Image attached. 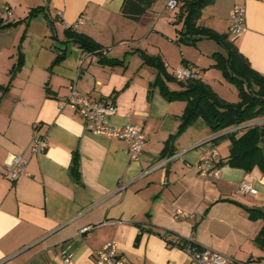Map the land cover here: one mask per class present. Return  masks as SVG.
<instances>
[{
	"label": "crops",
	"instance_id": "0c3cea01",
	"mask_svg": "<svg viewBox=\"0 0 264 264\" xmlns=\"http://www.w3.org/2000/svg\"><path fill=\"white\" fill-rule=\"evenodd\" d=\"M167 1L0 0L5 21L43 8L0 30V264H62L64 250L77 264H97L96 250L113 239L125 264H187L185 245L191 240L226 254L229 264L264 263L256 240L264 220L249 212L264 207L263 166L249 170L226 163L230 139L211 138L229 130L214 134L198 120L179 132L187 102L163 93L165 86L181 89L184 79L175 68L187 63L222 95L211 74L218 70L217 51H205L209 60L203 63L193 48L207 38L196 44L183 40L182 0L175 8ZM237 3L246 6L247 28L235 43L264 75V0H215L203 8L199 23L230 34ZM81 17L84 22L75 29L100 44L99 53L66 42L68 28ZM22 38L23 62L11 80ZM59 46L67 53L53 64ZM142 53L160 56L176 79L163 75L164 81H157L158 69ZM74 84L116 104L111 124L144 127L139 160L130 158L127 140L90 133L78 112L60 108ZM259 122L264 118L248 124ZM38 134L47 135L48 147L32 154ZM211 145L220 152L216 178L198 171ZM10 153L27 160L29 175L16 182L6 174ZM242 180L258 193L241 194Z\"/></svg>",
	"mask_w": 264,
	"mask_h": 264
},
{
	"label": "trees",
	"instance_id": "16d2710c",
	"mask_svg": "<svg viewBox=\"0 0 264 264\" xmlns=\"http://www.w3.org/2000/svg\"><path fill=\"white\" fill-rule=\"evenodd\" d=\"M214 1L182 0L179 17L183 20V28L180 33L183 40L193 44L203 38L215 39L221 44L223 50L214 53L215 64L213 66L220 69L225 79L236 86L239 100L226 99L201 75L197 78L190 77L179 80L181 84L179 90H171L165 86L163 87V93L169 99H182L187 102L179 132L187 125H191L198 120L205 122L214 134L229 130L212 139L216 141L223 136L230 139V154L226 163L245 167L249 170L256 164H260L264 168V122L248 124L254 120L264 118V75L252 67L249 59L239 50L235 43V37L231 33H219L199 23L203 8ZM42 10L43 8L40 6L33 8L26 18L18 21H5L0 17V30L9 28L21 21H28ZM133 16L137 17L135 14ZM67 36L66 42L74 41L85 50L98 53L102 50V46L93 38L85 33L78 32L73 27L68 28ZM22 45L23 38L18 46L20 58L11 71V80L14 79L23 62ZM66 53L67 49L59 46L53 64L61 62ZM142 56L147 64L158 69L157 81H164L163 75L170 80L176 79L166 72L165 62L160 56H151L146 53H142ZM122 62L123 60L111 59V63ZM249 212L252 217L264 220V207L250 208ZM256 240L264 249V224Z\"/></svg>",
	"mask_w": 264,
	"mask_h": 264
},
{
	"label": "built area",
	"instance_id": "2783aa9c",
	"mask_svg": "<svg viewBox=\"0 0 264 264\" xmlns=\"http://www.w3.org/2000/svg\"><path fill=\"white\" fill-rule=\"evenodd\" d=\"M167 5L175 8L179 5V0H168ZM4 10L0 7V16ZM61 13V12H60ZM247 10L243 3H237L233 6L230 20V33L235 38L246 30ZM84 22V17L73 24L76 28ZM179 77L187 79L197 78L200 73L192 66H186L180 69ZM69 106L74 109L82 118L88 132L98 135H106L129 142V154L132 160H139L143 147L146 142V132L144 127L138 123H127L124 125H113L108 119L117 112L116 104L109 99L93 98L88 93H83L74 84L70 88L69 95L60 108ZM48 147V137L45 134H38L33 137L30 144L32 154H40ZM220 152L216 145L209 146L202 154L198 164L199 174L206 178H216L220 175L219 164ZM7 176L14 182L22 177L29 175L27 170V160L17 153H10L5 161ZM238 191L241 194H257L258 189L254 184L247 180H242ZM181 215L183 212H179ZM88 227L81 230V234L87 232ZM185 251L188 254L189 262L187 264H229L230 258L211 247L201 246L200 244L189 241L185 245ZM97 264H125L123 256L119 252V243L117 240H109L101 248L96 250ZM62 264H77L74 254L64 250L62 254Z\"/></svg>",
	"mask_w": 264,
	"mask_h": 264
},
{
	"label": "rangeland",
	"instance_id": "374dc122",
	"mask_svg": "<svg viewBox=\"0 0 264 264\" xmlns=\"http://www.w3.org/2000/svg\"><path fill=\"white\" fill-rule=\"evenodd\" d=\"M193 50H195L196 55L200 56L201 61L203 63H207L209 58H208V54L205 53V51L209 50L211 51V53H213L214 51H220L222 50V46L221 44H219L217 41L213 40V39H204L202 41H200L199 45H197V48H193ZM205 53V54H204ZM186 66H190V65H185L182 64L180 66H178V68H175V71L177 74H179L178 69L180 68H185ZM215 68V67H213ZM207 69H202V71H206ZM212 70V69H211ZM220 69H214L211 74H213V76L215 78H213L214 82V86L221 91L222 95L229 98V99H233V100H238V90L236 88L235 85H233L231 82H229L228 80L224 79V75L223 73H221L219 71ZM217 71V74H216ZM204 73V72H203ZM216 75V76H215ZM204 77H206V75L203 74Z\"/></svg>",
	"mask_w": 264,
	"mask_h": 264
},
{
	"label": "water",
	"instance_id": "95a60500",
	"mask_svg": "<svg viewBox=\"0 0 264 264\" xmlns=\"http://www.w3.org/2000/svg\"><path fill=\"white\" fill-rule=\"evenodd\" d=\"M214 137H216V136H214ZM214 137H213V138H214ZM213 138H211V140H212ZM209 141H210V140H209Z\"/></svg>",
	"mask_w": 264,
	"mask_h": 264
}]
</instances>
